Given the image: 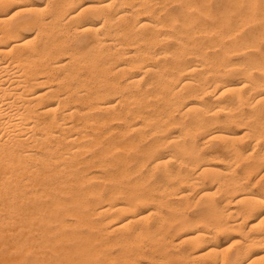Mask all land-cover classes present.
Returning a JSON list of instances; mask_svg holds the SVG:
<instances>
[{
    "label": "bare ground",
    "instance_id": "bare-ground-1",
    "mask_svg": "<svg viewBox=\"0 0 264 264\" xmlns=\"http://www.w3.org/2000/svg\"><path fill=\"white\" fill-rule=\"evenodd\" d=\"M263 39L264 0H0V264H264Z\"/></svg>",
    "mask_w": 264,
    "mask_h": 264
},
{
    "label": "rangeland",
    "instance_id": "rangeland-1",
    "mask_svg": "<svg viewBox=\"0 0 264 264\" xmlns=\"http://www.w3.org/2000/svg\"><path fill=\"white\" fill-rule=\"evenodd\" d=\"M222 0H212V4H213V6L215 7V6H219L220 5V2H221ZM171 7H173V8H175L176 7V4H174V3H172V6ZM254 26L253 25H246L245 27H243L242 29V32L240 33V35H243L244 36V39L246 40V39H248V37H249V35L251 34V31H252V28H253ZM257 27V29L259 28V25H257L256 26ZM261 42V49L264 51V39L263 40H261L260 41ZM250 52H255V53H257V51H255V50H250ZM236 58V56H234V59ZM214 142H211L210 143V147L209 146H206L207 148H205L204 149V151H208L209 150V148H210V150L214 147V145H216L217 144V142H219L217 139H215V140H213ZM212 143H214V145L212 144ZM209 150V152H211ZM261 170H259V171H254L251 175H250V177H251V186H252V188L255 190V191H258V188L260 189V187L262 186V183H264V182H262V181H264V179L263 178H261V176H262V174H263V170L260 172ZM260 175V176H259ZM257 177L259 178V180L257 179ZM261 178V179H260ZM257 182H256V181ZM255 183V184H254ZM259 184H261V185H259ZM255 185V186H254ZM198 194V192H197V189L195 190V191H193L192 192V194H191V196H190V201H192V199H193V195H195V194ZM196 194V195H197ZM195 195V197H197ZM194 197V198H195ZM192 198V199H191ZM191 203H193L191 206L192 207H189L190 208V212L192 213L197 207H196V204L194 203V200L191 202ZM193 205H195V207H193ZM220 239H219V241L221 242V244H225V242L227 243V237L226 236H224V235H220V237H219ZM223 242V243H222ZM226 245V244H225Z\"/></svg>",
    "mask_w": 264,
    "mask_h": 264
}]
</instances>
